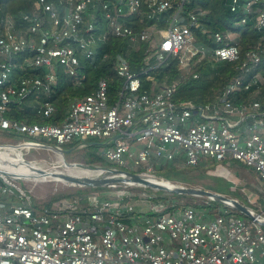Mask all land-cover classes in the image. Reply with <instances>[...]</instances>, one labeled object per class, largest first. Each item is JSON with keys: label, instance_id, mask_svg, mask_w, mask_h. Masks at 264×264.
I'll return each instance as SVG.
<instances>
[{"label": "built area", "instance_id": "obj_1", "mask_svg": "<svg viewBox=\"0 0 264 264\" xmlns=\"http://www.w3.org/2000/svg\"><path fill=\"white\" fill-rule=\"evenodd\" d=\"M175 1L60 0L57 6L35 0L33 10L19 19L0 16V132L39 137L47 142L32 143L57 149L74 144L73 150L87 148L92 138H103L108 168L156 182L165 181L155 175L158 168L199 167L213 160L227 163L225 168L230 161L240 162L264 183L263 103L233 101L236 93L253 87V93H259L264 78L257 70L263 51L251 48L243 55L234 36L221 32L213 34L216 47L200 45L195 31L201 27V14L185 17L187 0ZM228 1L231 11L241 15L237 26L254 20L255 29L264 30V0ZM169 10L171 16L164 19ZM163 20L166 28L159 27ZM111 37L147 42V64L152 59L158 66L178 59L180 69L188 73L198 62L213 58L241 61V74L212 102H177L178 81L144 90L140 75L147 71L133 72L125 55L119 54L115 67L122 86L114 100L109 82L101 79L93 94L71 104L61 125L9 117L14 105L39 95L45 102L38 113L52 117L56 107L49 99L58 83L57 70L78 76L81 57L94 58L99 45ZM17 60L28 75H20ZM33 71L39 73L30 74ZM14 142L25 144L21 152L50 150L24 140ZM94 172L101 176L106 171ZM18 182L0 174V264H264L263 224L237 216L227 206L220 204L213 219L208 209L176 203L166 212V205L155 201L165 197L164 191L127 184L99 187L113 193L93 192L36 207ZM119 187L124 189L117 191ZM236 187L234 182L231 190ZM252 196L257 207L263 198ZM249 208L264 219L263 210Z\"/></svg>", "mask_w": 264, "mask_h": 264}, {"label": "trees", "instance_id": "obj_2", "mask_svg": "<svg viewBox=\"0 0 264 264\" xmlns=\"http://www.w3.org/2000/svg\"><path fill=\"white\" fill-rule=\"evenodd\" d=\"M48 1L57 6L60 2V0ZM178 2L179 0L175 1V3ZM34 3L35 0H0V16L10 15L19 19L22 13H30L33 10ZM171 13L172 10L166 12L163 15L164 19L169 18ZM192 13L198 15L201 14V27L195 31L196 42L200 45L216 47L217 44L214 41L213 34L221 32L224 35L231 34L234 36L235 41H237L241 46L243 55L251 48H259L263 51L262 60L257 72L262 78H264V30H256L254 20H249L244 27L237 26L238 21L241 19V15L231 11L228 0H187L185 6L183 7V15L188 17V15ZM159 27H167L164 20L159 24ZM148 46L149 44L147 42L133 44L128 39L109 38L107 42L99 45L94 58L85 59L81 57V69L78 76L74 77L67 75L61 68L57 70L58 83L53 89L49 99V101L56 107V113L52 117L43 118L38 113L40 104L45 102L44 95L32 97L21 106L14 105L9 117L14 120L28 123L61 125L69 114L71 104L78 99H82L85 96L93 94L97 90L98 83L101 79H106L109 82V94L111 99L114 100L120 92L122 86V80L118 77L115 67L116 57L119 54L125 55L133 72L141 73L143 70L147 71L146 74L142 73L140 75L144 90H156L159 87L167 86L175 81H178L179 85L175 94V100L177 102L191 101L196 104H206L212 102L216 100L217 97L224 91L231 79L241 74V71L239 70L241 61L218 62L213 58H206L198 62L188 73L180 69L178 59H170L167 63L160 66H158L155 59H152L147 64L145 63V58ZM17 62L19 64V68L17 69L20 75H28V72L21 70V62H19V60H17ZM255 72L256 70L254 73ZM38 73L39 72L36 71L30 72V74ZM195 74H199V78H194ZM253 74H250L248 78H251ZM256 89V87H253L250 91L236 93L233 101L236 103H244L251 99H260L264 106V79L262 83H260L259 93H253ZM73 147L74 144L70 145L69 148ZM86 153L88 160H86L85 163L89 167L110 166L105 161L102 154L97 151L88 150ZM232 163L239 166V168L244 171L245 169L252 170L258 179L257 173L254 169L237 161H230V164ZM199 167H180L173 164L167 168H158L155 175L174 184L191 186L193 185V179L189 178L187 173H190V170L198 169ZM225 182L228 183V181ZM232 187L233 184H231V188ZM260 187L259 188L262 191L261 196L264 201V183L261 182ZM242 188L243 187H239L236 190H231V196L238 199L237 196H239V194H243L241 193ZM118 189L123 190L124 187H119ZM95 191H108V189L86 188L84 190L77 191L75 194H63L53 197L48 203L43 205L51 206L54 202L64 198L82 196ZM132 191L138 190L133 189ZM162 193L165 194V197L155 198V201H162L166 205V212L171 211L169 207L171 203H176V207L185 204L186 206H192L199 210L208 209L212 211L210 218L213 219L217 214L216 209L221 206L217 202H208L210 205L205 204L204 206H198L192 203H181L180 201L183 199L194 200L195 198L187 195H177L165 192ZM242 198L243 200L245 199L244 197ZM34 204L36 207H39L36 202H34ZM233 212L237 216L246 217L235 211Z\"/></svg>", "mask_w": 264, "mask_h": 264}, {"label": "rangeland", "instance_id": "obj_3", "mask_svg": "<svg viewBox=\"0 0 264 264\" xmlns=\"http://www.w3.org/2000/svg\"><path fill=\"white\" fill-rule=\"evenodd\" d=\"M11 136V137H10ZM16 140L19 141H27L29 143L32 142H39L45 144L47 142L46 140H42L39 137H29L20 133H12V132H6L1 131L0 132V143H12ZM88 147L82 148V149H74L72 153L68 154L66 156V161L68 163H76L81 165H86L87 158V151L88 150H95L100 154H103L105 150L108 148L106 145V140L103 138H92L90 141L87 142ZM90 143H95L92 145ZM15 145V142L13 143ZM65 147H68L65 145ZM91 148V149H90ZM70 149V148H68ZM24 157L28 160L37 162L38 164L42 165L44 168L47 169H53V170H59L62 172H68L70 170L69 167L65 166V163L63 161V158L60 154L55 153L50 150H44V149H26L23 150ZM224 165H227V163H223ZM223 164L217 163L213 160H209L208 163H204L201 165L198 169H192L190 170V173H187V176L189 178L193 179V185H183L187 187H193V188H200L208 191L213 192H220L222 194H226L228 196L232 197L230 191H231V184L236 182L237 188L243 187L241 189V193L239 196H237L239 201L245 204L248 207H251L255 210H263L264 211V201H261L257 207H254L252 204V200L256 199V196L252 195H259L261 196V182L257 179L255 176V173L252 172L250 169L242 170L239 168V166L235 164H231V167H223ZM77 166L73 170L76 171L77 176H88V174L91 172L89 176H93L95 172L93 170H86L83 167ZM97 166H93L91 168H96ZM100 167V166H99ZM108 167V166H107ZM68 170V171H67ZM95 170V169H94ZM42 182H37L34 180H22L19 181V185H21L31 196L33 202H36L37 205H43L48 203L53 197L63 195V194H75L77 191L84 190L86 188H80L78 186H71L67 182H57L53 180H42V179H36ZM223 179V180H222ZM228 181L225 182V181ZM44 181V182H43ZM230 182V183H229ZM178 185V184H177ZM261 189H260V188ZM234 189V190H236ZM119 191V189L117 190ZM96 192V191H95ZM108 193H113L114 191L112 189H108V191H105ZM93 193V192H92ZM164 194V193H161ZM251 195V196H248ZM191 197V196H190ZM244 197L245 199L243 200ZM194 200H187L183 199L180 201L181 203H187V204H196L198 206H204L205 204H209L210 202L206 198H199L194 197ZM249 198V199H248ZM236 199V198H234ZM185 205V204H183ZM192 207V206H191Z\"/></svg>", "mask_w": 264, "mask_h": 264}, {"label": "water", "instance_id": "obj_4", "mask_svg": "<svg viewBox=\"0 0 264 264\" xmlns=\"http://www.w3.org/2000/svg\"><path fill=\"white\" fill-rule=\"evenodd\" d=\"M32 145H37L40 147H48L51 151L58 153L62 156L63 161L65 163V166L69 167L70 169H74L75 167L78 166L76 163H68L66 161V156L70 153H72L73 149H57L52 146L48 145H40V144H34V143H29ZM95 143H92L91 145H94ZM25 144L21 143H16L15 145H10L6 147H12V148H17L20 149V147H23ZM89 170L93 171H106L104 174L96 175V176H78L76 177V182L80 188H99V187H106V186H111V185H127V184H138L143 187H147L149 189H154V190H159V191H164L167 193H172V194H177V195H187L191 197H199V198H206L210 201L217 202L221 205L227 206L231 208L233 211L244 215L250 219L253 220H258L261 224L264 226V219H261L260 216H255L254 212L245 204L240 202L238 199L231 198L229 196H226L224 194L218 193V192H213V191H208L200 188H193V187H187L183 185H179V189H174L166 186V183H171L168 181H151L141 175L134 174L131 172H126L122 170H115L111 169L108 167H96V168H91L88 166ZM95 169V170H94ZM0 173L10 179H14L17 181H22V180H34L37 182H42L39 180H35L34 178L31 177H25L21 175H10L8 173L2 172L0 170ZM62 182H67V179L61 178ZM44 182V181H43Z\"/></svg>", "mask_w": 264, "mask_h": 264}, {"label": "bare ground", "instance_id": "obj_5", "mask_svg": "<svg viewBox=\"0 0 264 264\" xmlns=\"http://www.w3.org/2000/svg\"><path fill=\"white\" fill-rule=\"evenodd\" d=\"M0 170L10 175L15 174L47 181L53 180L62 182L61 178H64L67 179V183L69 185L78 186L75 180L76 177H78L76 171L70 169L69 171L67 170L68 172H62L57 169L53 170L44 168L37 162L26 159L24 157V153L17 148L0 146ZM90 174L91 172L88 174V176ZM165 185L174 189L180 188L179 185L174 183H166Z\"/></svg>", "mask_w": 264, "mask_h": 264}, {"label": "crops", "instance_id": "obj_6", "mask_svg": "<svg viewBox=\"0 0 264 264\" xmlns=\"http://www.w3.org/2000/svg\"><path fill=\"white\" fill-rule=\"evenodd\" d=\"M230 166H231V164H230Z\"/></svg>", "mask_w": 264, "mask_h": 264}]
</instances>
